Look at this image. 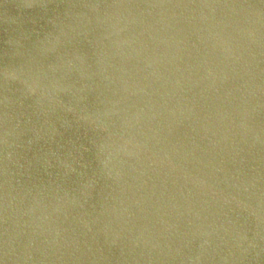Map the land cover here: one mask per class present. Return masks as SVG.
Segmentation results:
<instances>
[{
	"label": "water",
	"instance_id": "obj_1",
	"mask_svg": "<svg viewBox=\"0 0 264 264\" xmlns=\"http://www.w3.org/2000/svg\"><path fill=\"white\" fill-rule=\"evenodd\" d=\"M0 264H264V0H0Z\"/></svg>",
	"mask_w": 264,
	"mask_h": 264
}]
</instances>
